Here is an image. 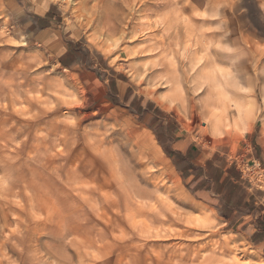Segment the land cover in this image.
<instances>
[{
    "label": "rangeland",
    "instance_id": "obj_1",
    "mask_svg": "<svg viewBox=\"0 0 264 264\" xmlns=\"http://www.w3.org/2000/svg\"><path fill=\"white\" fill-rule=\"evenodd\" d=\"M175 141L240 184L200 194ZM260 201L264 0H0V264H264Z\"/></svg>",
    "mask_w": 264,
    "mask_h": 264
},
{
    "label": "crops",
    "instance_id": "obj_2",
    "mask_svg": "<svg viewBox=\"0 0 264 264\" xmlns=\"http://www.w3.org/2000/svg\"><path fill=\"white\" fill-rule=\"evenodd\" d=\"M42 22L45 23L43 29L49 27V20L43 17ZM226 101L229 100L227 99ZM242 117L243 116L241 115V118ZM244 123L245 122L241 120V124L244 125ZM181 144H185V147L180 146L178 148V146ZM167 147L170 157L173 159L175 167L183 175L187 176L188 180L193 184L194 188H198L200 194H214L213 192H216L215 190L217 189L219 191L222 189L223 193L227 191L228 185L236 187L242 180V175L237 169V166L231 165L229 162H227L225 166H221L216 169L215 172H211L212 168L215 166V155L213 154L207 156L203 152L196 153V148H194L191 143H188L186 141H175ZM207 181H209V183ZM247 190L248 192L252 191L251 189ZM249 197H252V194H249ZM247 201L249 202V198H245L244 202H239L241 203L240 205L236 204V207L234 208V210H232L233 214H243V208L245 209V211H249L250 209H252ZM253 204L256 205L258 203L254 201ZM260 204L264 205V202L260 201ZM260 212L261 213L258 212L260 218H256L257 222H255V225L249 226L252 227V229L251 231L247 230V236H249L250 240L253 243L257 244V249L264 252V208L260 207ZM242 218H248V216H241L238 222ZM241 224L245 226L246 222L243 221Z\"/></svg>",
    "mask_w": 264,
    "mask_h": 264
},
{
    "label": "bare ground",
    "instance_id": "obj_3",
    "mask_svg": "<svg viewBox=\"0 0 264 264\" xmlns=\"http://www.w3.org/2000/svg\"><path fill=\"white\" fill-rule=\"evenodd\" d=\"M194 79V80H193ZM193 81L198 83L201 79L198 77H193ZM173 80L176 81V84L178 87H180V77L175 75L173 77ZM204 80L211 86V91L212 95L215 97V99L220 102V101H226L227 99L229 100L230 94H231V74L228 73V71H221L217 70L216 72H213L210 75H204ZM233 85V84H232ZM197 92V91H196ZM230 97V98H229ZM233 106L237 109L238 112V122L241 125V108L240 106L235 103L234 101L232 102ZM238 123V124H239ZM245 127V126H244ZM106 226V225H105Z\"/></svg>",
    "mask_w": 264,
    "mask_h": 264
},
{
    "label": "built area",
    "instance_id": "obj_4",
    "mask_svg": "<svg viewBox=\"0 0 264 264\" xmlns=\"http://www.w3.org/2000/svg\"><path fill=\"white\" fill-rule=\"evenodd\" d=\"M241 173H242L243 176L245 175V172L243 170H241Z\"/></svg>",
    "mask_w": 264,
    "mask_h": 264
}]
</instances>
